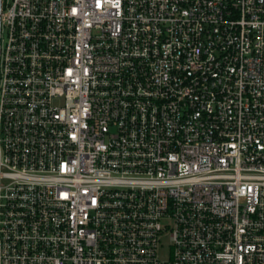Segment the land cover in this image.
<instances>
[{
	"label": "built area",
	"instance_id": "1",
	"mask_svg": "<svg viewBox=\"0 0 264 264\" xmlns=\"http://www.w3.org/2000/svg\"><path fill=\"white\" fill-rule=\"evenodd\" d=\"M0 264H264V0H3Z\"/></svg>",
	"mask_w": 264,
	"mask_h": 264
},
{
	"label": "water",
	"instance_id": "2",
	"mask_svg": "<svg viewBox=\"0 0 264 264\" xmlns=\"http://www.w3.org/2000/svg\"><path fill=\"white\" fill-rule=\"evenodd\" d=\"M2 8H3V0H0V49H1V15H2Z\"/></svg>",
	"mask_w": 264,
	"mask_h": 264
},
{
	"label": "rangeland",
	"instance_id": "3",
	"mask_svg": "<svg viewBox=\"0 0 264 264\" xmlns=\"http://www.w3.org/2000/svg\"><path fill=\"white\" fill-rule=\"evenodd\" d=\"M166 245H168V241H167Z\"/></svg>",
	"mask_w": 264,
	"mask_h": 264
}]
</instances>
